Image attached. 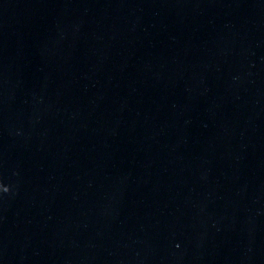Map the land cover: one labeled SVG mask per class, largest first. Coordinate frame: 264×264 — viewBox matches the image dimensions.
Segmentation results:
<instances>
[{
  "label": "water",
  "instance_id": "1",
  "mask_svg": "<svg viewBox=\"0 0 264 264\" xmlns=\"http://www.w3.org/2000/svg\"><path fill=\"white\" fill-rule=\"evenodd\" d=\"M0 264H264V0H0Z\"/></svg>",
  "mask_w": 264,
  "mask_h": 264
}]
</instances>
